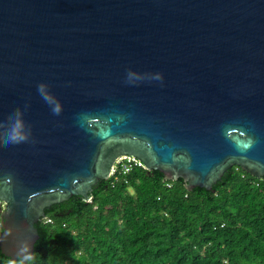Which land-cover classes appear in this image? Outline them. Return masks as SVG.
<instances>
[{"label": "water", "instance_id": "95a60500", "mask_svg": "<svg viewBox=\"0 0 264 264\" xmlns=\"http://www.w3.org/2000/svg\"><path fill=\"white\" fill-rule=\"evenodd\" d=\"M15 109L32 137L0 147L10 261L34 253L45 207L88 199L121 155L188 190L233 165L262 177L264 0H0V121Z\"/></svg>", "mask_w": 264, "mask_h": 264}, {"label": "trees", "instance_id": "16d2710c", "mask_svg": "<svg viewBox=\"0 0 264 264\" xmlns=\"http://www.w3.org/2000/svg\"><path fill=\"white\" fill-rule=\"evenodd\" d=\"M212 188L144 166L99 179L45 207L37 264H264V176L233 165Z\"/></svg>", "mask_w": 264, "mask_h": 264}, {"label": "clouds", "instance_id": "9594fccd", "mask_svg": "<svg viewBox=\"0 0 264 264\" xmlns=\"http://www.w3.org/2000/svg\"><path fill=\"white\" fill-rule=\"evenodd\" d=\"M154 79L161 80L162 75L160 73L154 74ZM37 91L42 99L51 106V111L54 115H59L62 111L60 103L55 102L54 99L45 93V86L38 84ZM27 105L25 106V109ZM23 112L20 109H15L13 113L9 114L7 119L0 121V147H7L9 145H15L20 143L29 142L32 137V129L30 124H26L23 119ZM253 141L248 139L247 142H237V148L241 151L249 149ZM110 177V176H109ZM108 177V178H109ZM11 176H7L3 179L2 183L5 186L2 190L5 192H11ZM6 203L0 202V208L7 210L9 204L8 200ZM4 210V211H5ZM3 211V212H4ZM11 234V230H4L3 234L0 235V242L4 241ZM25 251L30 253V249L27 245H24L18 250V254L15 258H12L11 264H37L36 254H23Z\"/></svg>", "mask_w": 264, "mask_h": 264}, {"label": "built area", "instance_id": "2783aa9c", "mask_svg": "<svg viewBox=\"0 0 264 264\" xmlns=\"http://www.w3.org/2000/svg\"><path fill=\"white\" fill-rule=\"evenodd\" d=\"M135 166H143V163L136 157L121 155L115 160V163L110 169L109 176L116 179L117 175H126Z\"/></svg>", "mask_w": 264, "mask_h": 264}]
</instances>
